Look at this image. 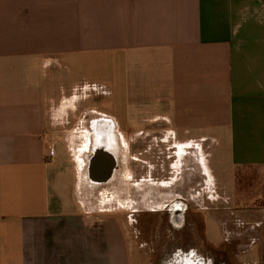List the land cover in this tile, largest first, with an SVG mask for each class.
<instances>
[{
    "label": "crops",
    "instance_id": "obj_1",
    "mask_svg": "<svg viewBox=\"0 0 264 264\" xmlns=\"http://www.w3.org/2000/svg\"><path fill=\"white\" fill-rule=\"evenodd\" d=\"M102 117L114 202L89 211ZM234 168L264 169V0H0V264L171 263L178 200L194 226L206 213L207 244L253 264L264 194L238 202Z\"/></svg>",
    "mask_w": 264,
    "mask_h": 264
},
{
    "label": "flooded vegetation",
    "instance_id": "obj_2",
    "mask_svg": "<svg viewBox=\"0 0 264 264\" xmlns=\"http://www.w3.org/2000/svg\"><path fill=\"white\" fill-rule=\"evenodd\" d=\"M90 126L93 139L89 144V149L84 152L83 174L85 180L88 181V184L95 188L102 187V197L104 196L103 194H105V196H108L110 194V191L107 188H110V184L113 180H115L116 171V159L112 144V124L111 121H109L105 117H102V129H100L99 126H96L95 124L92 125L90 123ZM150 179L153 180V178ZM139 180L140 182L147 183L145 178L142 177L138 179V176H136V181L138 182ZM151 183L152 182H150L149 184L151 188L154 189V186ZM134 191L135 192H133L132 197L134 200L133 203L135 208L132 210H127V212L124 211V213L126 214L129 213L133 220L137 219V217L142 214V211L140 210L141 208L139 209V205L140 200L144 198L142 197V194L139 195L137 184L134 186ZM156 198L157 196L152 190L150 192V196H148V200L153 202ZM166 214L168 215L170 227L172 228V238H175L177 234L176 231L179 229L181 231L179 235L182 240L189 241L194 239L191 231L196 230V226L192 228V224L188 222L186 207L183 202L178 200L173 202L171 205H168ZM155 228L159 234H163L162 226L156 225ZM200 253V250L197 248H190L189 246L188 249L187 243V248L178 253L179 256L174 254V257H176V259L168 264H182L186 261V259L191 261L193 264H220V262L218 263L217 260H214L212 262L211 258H205L203 255H200ZM171 255L173 257V254Z\"/></svg>",
    "mask_w": 264,
    "mask_h": 264
},
{
    "label": "rangeland",
    "instance_id": "obj_3",
    "mask_svg": "<svg viewBox=\"0 0 264 264\" xmlns=\"http://www.w3.org/2000/svg\"><path fill=\"white\" fill-rule=\"evenodd\" d=\"M116 180H113L112 183L110 184V194L108 196L102 197V187L95 188L91 186L90 184H87L86 182L83 181L82 176L80 177V183H79V191H83L81 194H78V198L82 202V204L86 207L87 210L89 211H96L98 209H103L107 208L108 204H106L107 199L111 200L112 203L114 202V188H115ZM264 185V169H258V168H234L233 170V186H234V195L239 198L240 201L238 202H243L245 195H248L249 198L252 197V199H258V197L261 194H264V190L262 189V186ZM264 188V187H263ZM107 197V198H106ZM241 205V204H240ZM113 206V205H112ZM113 214L115 211H110V212H104V214ZM120 213V212H119ZM117 213V214H119ZM125 214V213H121ZM125 217V216H124ZM197 218V221L199 223V220L202 222V224H197L195 229L192 230V235L194 237L193 240L187 241L188 243V249L189 246L190 248H197L200 250V255H203L205 258H211L212 262L214 260H217V262L220 264H242V262H246L247 260H244V258H236L233 257L231 253H233L232 246L229 247H223L221 245L219 249H216V247H211L209 244L206 243L205 241V219H206V213L201 214V218ZM193 216V220H194ZM192 228H194V225H192ZM130 227L128 226L127 233H129ZM132 230V226H131ZM133 232V230H132ZM196 237V239H195ZM218 237H220V233H218ZM221 239V238H220ZM235 243V242H234ZM262 246L264 247V243H261ZM253 249L259 250V243L256 242V244L253 245ZM235 249V246H234ZM236 252V250H234ZM264 251H261V254ZM170 260V257H151L149 259L146 258V262H140V264H163L165 261ZM176 258L172 257L171 261L173 262ZM261 261V264H264V257H259L254 258L252 260L253 264H259V261ZM148 261H150L148 263ZM190 264L191 261L188 260ZM211 262V261H210ZM211 264V263H210ZM248 264V263H245Z\"/></svg>",
    "mask_w": 264,
    "mask_h": 264
},
{
    "label": "bare ground",
    "instance_id": "obj_4",
    "mask_svg": "<svg viewBox=\"0 0 264 264\" xmlns=\"http://www.w3.org/2000/svg\"><path fill=\"white\" fill-rule=\"evenodd\" d=\"M192 263V262H191ZM182 264H190L189 262H188V260L186 259V261L184 262V263H182Z\"/></svg>",
    "mask_w": 264,
    "mask_h": 264
}]
</instances>
